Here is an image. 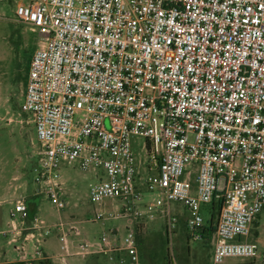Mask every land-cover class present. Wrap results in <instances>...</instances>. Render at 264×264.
Here are the masks:
<instances>
[{
    "label": "built area",
    "instance_id": "obj_1",
    "mask_svg": "<svg viewBox=\"0 0 264 264\" xmlns=\"http://www.w3.org/2000/svg\"><path fill=\"white\" fill-rule=\"evenodd\" d=\"M15 15L44 37L22 106L40 142L32 198L46 195L66 208L60 171L76 164L98 170L92 202L119 198L123 216L136 220L124 236L114 229L74 253L68 240L80 231L60 224L65 264L71 255L144 264L140 220L162 212L171 237L178 221L171 204L178 202L199 240L202 206L219 200L213 264L264 258L248 240L264 208V0H31ZM136 137L146 141L145 183L157 194L146 203ZM29 214L26 200L10 212L24 222L16 235L28 232L24 240L39 246L37 235L53 227L34 217L27 227ZM15 249L28 260L24 244Z\"/></svg>",
    "mask_w": 264,
    "mask_h": 264
},
{
    "label": "rangeland",
    "instance_id": "obj_2",
    "mask_svg": "<svg viewBox=\"0 0 264 264\" xmlns=\"http://www.w3.org/2000/svg\"><path fill=\"white\" fill-rule=\"evenodd\" d=\"M31 0H0V264H65L61 255L60 236L63 231L72 228L80 235L69 237L71 252L77 250L82 241H94L104 233L119 230L124 236L128 228H134L136 220L123 216L125 201L119 198L106 199L94 203L90 199V185L97 182L98 170L83 171L78 165L63 164L60 174L63 186V198L66 208H56L46 195L39 196V203L34 218L43 219L53 227L52 233L37 237L41 240L36 246V239L24 240V235H16L22 230L23 220L18 216L11 218L10 212L17 200H28L35 195L38 187L34 183V168L37 164L40 142L35 124L29 113L23 112L24 95L29 65L33 54L42 47L44 37L31 25L16 21L15 10L20 3ZM146 141L142 137L132 140L133 152L138 169V186L144 194L143 203L157 196L148 190L145 180L149 174ZM140 209V205H137ZM172 214L177 217L174 234L170 237L166 229V217L158 213L153 218L140 220L143 224L138 233V249L144 264H213L214 237L210 232L196 240L186 226L188 211L178 203L171 204ZM102 213L104 218L97 219ZM112 216H109V215ZM215 216L218 222V206H202L203 226H210V219ZM32 219L26 226L30 227ZM139 221V222H140ZM8 232L6 236L4 233ZM38 233V232H37ZM13 238L17 241L13 242ZM249 241L257 242L264 253V208L259 213L252 227ZM24 244L27 261H23L15 246ZM39 252V253H37ZM68 264H110L103 256L71 255L66 258ZM226 264H254L245 258H230ZM255 264H264L261 257Z\"/></svg>",
    "mask_w": 264,
    "mask_h": 264
},
{
    "label": "trees",
    "instance_id": "obj_3",
    "mask_svg": "<svg viewBox=\"0 0 264 264\" xmlns=\"http://www.w3.org/2000/svg\"><path fill=\"white\" fill-rule=\"evenodd\" d=\"M27 203L30 207V216H29V219H32L35 215V211H36V208L38 206V203H39V198L38 197H35V198H29L27 200ZM213 203V206L215 204H217L218 206V216L220 214V210L222 208V200H219V201H216V202H212ZM211 203V204H212ZM216 225L217 223L215 224V216L213 215L210 219V226L209 227H204L202 226V234H205L206 232H210L212 235L215 234L216 232Z\"/></svg>",
    "mask_w": 264,
    "mask_h": 264
},
{
    "label": "crops",
    "instance_id": "obj_4",
    "mask_svg": "<svg viewBox=\"0 0 264 264\" xmlns=\"http://www.w3.org/2000/svg\"><path fill=\"white\" fill-rule=\"evenodd\" d=\"M213 237L215 238V234L213 235Z\"/></svg>",
    "mask_w": 264,
    "mask_h": 264
}]
</instances>
